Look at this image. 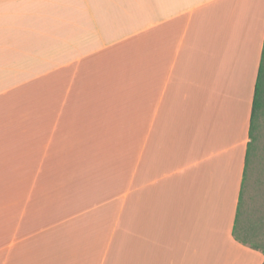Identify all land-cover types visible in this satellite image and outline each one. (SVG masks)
Segmentation results:
<instances>
[{"label": "crops", "instance_id": "crops-1", "mask_svg": "<svg viewBox=\"0 0 264 264\" xmlns=\"http://www.w3.org/2000/svg\"><path fill=\"white\" fill-rule=\"evenodd\" d=\"M263 55L264 0H0V264H264Z\"/></svg>", "mask_w": 264, "mask_h": 264}, {"label": "trees", "instance_id": "trees-1", "mask_svg": "<svg viewBox=\"0 0 264 264\" xmlns=\"http://www.w3.org/2000/svg\"><path fill=\"white\" fill-rule=\"evenodd\" d=\"M264 112V55H263V62L260 69L257 87H256V96H255V104H254V111H253V119L258 118L259 114ZM254 128L252 127V133ZM253 138V135H252ZM254 248H258L253 246Z\"/></svg>", "mask_w": 264, "mask_h": 264}, {"label": "rangeland", "instance_id": "rangeland-1", "mask_svg": "<svg viewBox=\"0 0 264 264\" xmlns=\"http://www.w3.org/2000/svg\"><path fill=\"white\" fill-rule=\"evenodd\" d=\"M264 134V131H263ZM262 155L264 156V142H263V146H262ZM263 161V160H260ZM264 163V161H263ZM256 244H258L259 246H261L262 248H264V234L260 235L258 238L254 239V241Z\"/></svg>", "mask_w": 264, "mask_h": 264}]
</instances>
